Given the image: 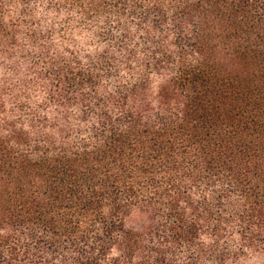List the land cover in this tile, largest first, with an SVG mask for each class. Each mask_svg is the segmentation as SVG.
<instances>
[{"label":"trees","instance_id":"1","mask_svg":"<svg viewBox=\"0 0 264 264\" xmlns=\"http://www.w3.org/2000/svg\"><path fill=\"white\" fill-rule=\"evenodd\" d=\"M22 24L96 44L0 118V264H264V0H0V53Z\"/></svg>","mask_w":264,"mask_h":264},{"label":"rangeland","instance_id":"2","mask_svg":"<svg viewBox=\"0 0 264 264\" xmlns=\"http://www.w3.org/2000/svg\"><path fill=\"white\" fill-rule=\"evenodd\" d=\"M4 13L16 21L22 19L18 12L10 6L4 7ZM35 17L41 20L44 15L37 12ZM69 26L71 28L67 27L62 30H59V24L55 26L56 33L46 36L51 38L53 46L44 50L35 49L31 42L25 39L24 33L27 31L25 25L20 26L19 37L7 48L8 54L0 53V109H3V112H0V118L6 116L7 113L18 114L19 106H27V110L34 115L53 112L61 108L62 105L58 101H50L48 87L38 73L45 70L43 69L45 68L44 59L56 55L57 49L60 52L59 58L63 57L64 47L73 48L69 45L72 39L78 42L83 41L81 48L93 47L96 44L91 41L90 36L88 37L87 31L74 27V25ZM198 264H215V262L206 256Z\"/></svg>","mask_w":264,"mask_h":264}]
</instances>
